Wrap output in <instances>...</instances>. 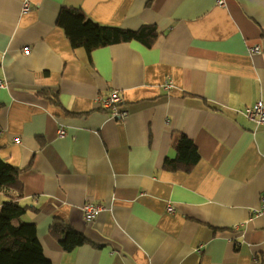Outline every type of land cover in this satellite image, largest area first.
<instances>
[{
	"label": "crops",
	"instance_id": "1",
	"mask_svg": "<svg viewBox=\"0 0 264 264\" xmlns=\"http://www.w3.org/2000/svg\"><path fill=\"white\" fill-rule=\"evenodd\" d=\"M218 1L0 0V158L22 169V218L51 264H264V125L244 114L264 101V0ZM63 8L162 34L89 53ZM113 89L125 119L96 100ZM179 135L201 157L191 172L163 166ZM56 219L87 242L65 250Z\"/></svg>",
	"mask_w": 264,
	"mask_h": 264
},
{
	"label": "trees",
	"instance_id": "2",
	"mask_svg": "<svg viewBox=\"0 0 264 264\" xmlns=\"http://www.w3.org/2000/svg\"><path fill=\"white\" fill-rule=\"evenodd\" d=\"M57 24L64 28L74 48L83 47L89 53L100 47L132 41L152 47L162 34L154 24H144L138 30L101 25L81 10L72 8L61 10ZM174 147L176 155L165 159L164 169L191 172L201 158L194 141L179 135ZM21 172V168L0 158V193L4 198L0 209V264H51L44 255L36 224L22 218L32 207L25 197ZM50 232L65 250L87 242L83 233L57 219Z\"/></svg>",
	"mask_w": 264,
	"mask_h": 264
},
{
	"label": "built area",
	"instance_id": "3",
	"mask_svg": "<svg viewBox=\"0 0 264 264\" xmlns=\"http://www.w3.org/2000/svg\"><path fill=\"white\" fill-rule=\"evenodd\" d=\"M219 5H225L224 0L218 1ZM23 10H29V2L25 1ZM250 53H261L263 48L260 45L253 46L249 48ZM25 53L29 54L31 52V48L29 46L24 48ZM5 86L2 80H0V87ZM167 87H171V82L167 84ZM97 102L99 105L105 109L111 118L113 119H125L128 116V111L120 109V106L123 105L124 100L121 96L120 92L116 89L111 90L107 95H98ZM244 114L247 118L254 120L258 125H264V101L259 100L253 105L246 106L244 109ZM66 135V131L64 128L59 129V136L64 137ZM102 209V206L98 203L89 202L84 205V216L86 220H91L94 218ZM174 207L169 206L168 212L173 213ZM254 215L256 217L264 216V192L261 195V206L259 209L254 211Z\"/></svg>",
	"mask_w": 264,
	"mask_h": 264
}]
</instances>
